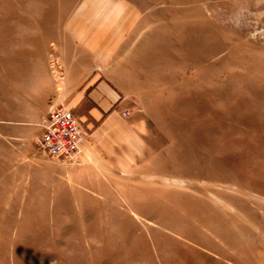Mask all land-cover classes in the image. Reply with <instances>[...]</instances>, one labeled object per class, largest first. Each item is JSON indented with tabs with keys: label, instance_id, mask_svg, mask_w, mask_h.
Instances as JSON below:
<instances>
[{
	"label": "rangeland",
	"instance_id": "374dc122",
	"mask_svg": "<svg viewBox=\"0 0 264 264\" xmlns=\"http://www.w3.org/2000/svg\"><path fill=\"white\" fill-rule=\"evenodd\" d=\"M0 264H264V0H0Z\"/></svg>",
	"mask_w": 264,
	"mask_h": 264
},
{
	"label": "built area",
	"instance_id": "2783aa9c",
	"mask_svg": "<svg viewBox=\"0 0 264 264\" xmlns=\"http://www.w3.org/2000/svg\"><path fill=\"white\" fill-rule=\"evenodd\" d=\"M41 133L36 144L47 156L58 160H71L79 152L86 132L81 121L70 109L51 107L40 121Z\"/></svg>",
	"mask_w": 264,
	"mask_h": 264
},
{
	"label": "crops",
	"instance_id": "0c3cea01",
	"mask_svg": "<svg viewBox=\"0 0 264 264\" xmlns=\"http://www.w3.org/2000/svg\"><path fill=\"white\" fill-rule=\"evenodd\" d=\"M92 100L98 105V108H95L94 110L98 113L101 114V111H106L108 107L111 104H114L118 102V96L115 94V92L109 90L108 88L105 87H99V91L96 93L91 94ZM50 106L49 108H51ZM90 114H97V113H92L94 111H90ZM97 116V115H93Z\"/></svg>",
	"mask_w": 264,
	"mask_h": 264
}]
</instances>
